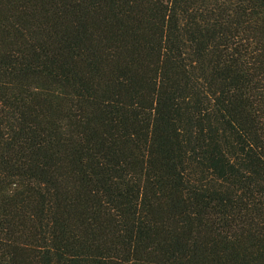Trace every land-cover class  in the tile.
Instances as JSON below:
<instances>
[{"label":"trees","instance_id":"trees-1","mask_svg":"<svg viewBox=\"0 0 264 264\" xmlns=\"http://www.w3.org/2000/svg\"><path fill=\"white\" fill-rule=\"evenodd\" d=\"M0 264H264V0H0Z\"/></svg>","mask_w":264,"mask_h":264}]
</instances>
